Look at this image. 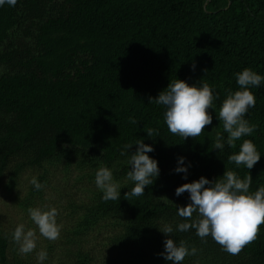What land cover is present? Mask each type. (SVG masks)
<instances>
[{
	"label": "trees",
	"instance_id": "16d2710c",
	"mask_svg": "<svg viewBox=\"0 0 264 264\" xmlns=\"http://www.w3.org/2000/svg\"><path fill=\"white\" fill-rule=\"evenodd\" d=\"M245 68L264 76V0H18L0 7V184L14 193L28 182L13 202L25 213L60 179L65 196L90 194V203L68 205L73 215L84 213L61 228L63 245L43 237V264H53L57 248L63 259L56 264H174L160 255L167 238L198 249L182 264H264V224L238 255L211 236L202 241L195 229L175 230L185 222L177 206L190 203L189 193L176 195L183 184L214 181L227 167L241 179L252 176L250 192L264 185V81L250 89L256 105L245 119L256 126L252 135L235 149L225 143L221 154L212 147L217 132L227 139L216 112L226 90H240L235 74ZM176 79L208 83L219 97L209 109L213 123L196 139L171 134L164 106L150 103ZM145 127L159 135L148 138ZM137 139L154 148L148 155L160 175L128 201L134 184L126 180L127 160ZM243 139L261 155L251 170L227 160ZM127 144L133 148L121 155ZM101 166L112 170L120 199H102L95 184ZM178 166L188 167L187 179ZM32 177L46 186L35 190ZM163 224L173 226L172 237L159 231ZM1 230L0 264H38L30 254L19 258L12 233ZM91 232L100 242L87 248Z\"/></svg>",
	"mask_w": 264,
	"mask_h": 264
},
{
	"label": "clouds",
	"instance_id": "9594fccd",
	"mask_svg": "<svg viewBox=\"0 0 264 264\" xmlns=\"http://www.w3.org/2000/svg\"><path fill=\"white\" fill-rule=\"evenodd\" d=\"M17 2L18 0H0V7L5 4L14 7ZM235 77L240 90L234 92L231 89L226 90V98L216 112L223 132L227 134L225 141L222 133H216L212 147L214 150H220V154L225 148V143L235 149L238 140L251 136L256 129L245 116L249 108L256 105V97L250 89L259 87L264 81V76L245 68L242 72L236 73ZM218 98L213 95L208 83L197 86L176 79L171 80L167 89L160 92L157 98H150V103L164 106L166 109L164 122L168 131L186 140L196 139L205 131L206 126L213 123L209 109H213V102ZM129 122L137 123L131 117ZM144 131L150 139L154 135H159L158 130L154 128L145 127ZM135 144L138 146L137 151L127 160L130 171L127 172L126 180L134 184V187L124 195V199L128 201L132 197L143 196L146 186L153 184V177L158 178L160 175L158 161L148 155L154 148L145 144L143 139H137ZM124 147L125 151L121 152V155H126L127 150L132 149L133 145L127 144ZM260 159L261 155L250 139H243L238 153L227 157L228 163H235L237 167L244 166L249 170L253 169ZM184 163L185 159L179 158L178 164ZM175 172L185 173L184 179H187L188 167L178 166ZM252 180L251 175L241 179L236 172L226 167L223 176L214 181L201 177L197 181L178 187L176 195L179 197L185 192L189 193L190 203L187 206H177V214L185 222L176 225L175 230L187 232L195 229L196 235L202 241L206 242V238L211 236L223 251L230 255H238L245 246L258 238L260 226L264 224V185L255 192H250ZM30 183L37 191L46 186L36 177H32ZM95 184L103 193L104 201L120 199L121 186L114 180L113 172L109 168L101 166L97 169ZM27 212L41 236L49 241L59 239L62 226L57 223L58 210L55 207L48 210L29 207ZM194 213L197 214L195 220L192 219ZM159 231L166 237H172L174 228L171 224H163ZM11 238L18 245V254L27 255L37 247L36 232L32 229L25 231L24 224H19L15 228ZM197 252L196 247L189 248L184 240L177 243L175 239L167 238L164 241V252L160 255L174 264H182L187 256H195ZM47 256L45 250L37 252L38 264H43Z\"/></svg>",
	"mask_w": 264,
	"mask_h": 264
},
{
	"label": "rangeland",
	"instance_id": "374dc122",
	"mask_svg": "<svg viewBox=\"0 0 264 264\" xmlns=\"http://www.w3.org/2000/svg\"><path fill=\"white\" fill-rule=\"evenodd\" d=\"M61 181V184H64V181ZM27 183L24 185H21L20 188H18L17 191L14 193H11L9 188L6 186L5 181H2L0 184V231H3L1 229H7L6 231L8 233H13L15 228L19 224L25 225V231L32 229L37 234V247L32 252L29 253L32 258L35 259V262L38 263L36 254L37 252L41 250H45L46 246L43 241V236L39 234V229L35 225L34 222L30 219L28 213H25L23 210L16 208L13 206V202L16 200V197L19 196V198L24 197V193L27 191ZM56 183H50V186L45 188L42 193L41 200L37 201L35 204V207H39L44 210H48L52 207H55L58 210V215L56 219L59 220L57 223L62 226V229H67L69 226L73 225L71 223L72 219H78L83 216V211L79 210V215L76 216L73 215V209L68 208V205L82 200L85 204L90 203L88 196L90 194L86 192V196L78 197L77 200L72 196V194H68V196H65L66 192L60 193V189L63 188V186ZM69 187V186H66ZM74 191V190H73ZM57 192H59L60 196L57 195ZM90 198V197H89ZM76 204V203H75ZM36 230H35V229ZM62 234V231L60 232ZM88 239L89 244L87 245V248L92 246H98L99 245V236H95L92 232L91 235L86 237ZM63 240H55L57 244H55L56 247L61 246L64 244ZM67 247V246H66ZM58 248L54 250L52 256L54 259L53 264H56V261L59 259H63V256H59ZM19 258H24V255L18 254Z\"/></svg>",
	"mask_w": 264,
	"mask_h": 264
}]
</instances>
